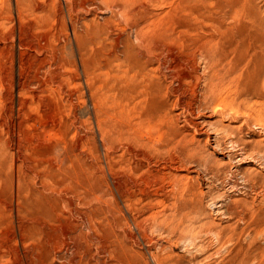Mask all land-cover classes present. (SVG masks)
<instances>
[{
    "label": "rangeland",
    "instance_id": "rangeland-1",
    "mask_svg": "<svg viewBox=\"0 0 264 264\" xmlns=\"http://www.w3.org/2000/svg\"><path fill=\"white\" fill-rule=\"evenodd\" d=\"M263 22L264 0H0V264H264V161L230 140L264 130L211 91L242 105L252 51L219 38Z\"/></svg>",
    "mask_w": 264,
    "mask_h": 264
},
{
    "label": "bare ground",
    "instance_id": "bare-ground-1",
    "mask_svg": "<svg viewBox=\"0 0 264 264\" xmlns=\"http://www.w3.org/2000/svg\"><path fill=\"white\" fill-rule=\"evenodd\" d=\"M243 3V2H242ZM81 4V3H80ZM245 8V7H244ZM239 10V8H238ZM199 11V10H198ZM201 11V10H200ZM240 11V10H239ZM245 11V10H244ZM244 13V12H243ZM251 13V12H250ZM219 14V13H218ZM226 14V13H225ZM246 14V12L244 13ZM249 14V12H248ZM217 16V15H216ZM215 16V17H216ZM245 16V15H244ZM243 16V17H244ZM251 16V15H250ZM255 16V15H254ZM253 16V17H254ZM203 17V16H202ZM229 17V16H228ZM246 17V16H245ZM238 18V17H237ZM247 18V17H246ZM248 19V18H247ZM251 19V17H250ZM254 19V18H252ZM259 19V18H258ZM213 20V19H212ZM218 20V19H217ZM216 20V21H217ZM223 20V19H221ZM220 20V21H221ZM249 20V19H248ZM261 20V19H259ZM215 21V20H213ZM251 21V20H250ZM249 21V23H250ZM254 22V20H253ZM215 23V22H214ZM218 23V22H217ZM223 23V22H222ZM216 24V23H215ZM219 24V23H218ZM243 24V23H242ZM246 24V23H245ZM254 24H252V26H247V27H243L238 33H235L231 36H225L226 34H223L225 37L222 36V26L219 24L217 25V28L221 31V37H223L222 39L219 38V42L221 41V43H225L227 44V49L230 48L231 46L233 47V50L235 51L234 53H236V62H239L243 55L244 52L246 51L245 49L251 50V55L249 53V57L251 58L250 61V67L249 64L247 63V60L244 64H248L249 67V72L247 73V81L244 83V87H243V91L240 95H242V105H241V101L240 105L238 103V105L236 106L234 103H232L229 100H226L227 98H225L223 95H229L228 93V88L227 86L223 87V80L221 82V80H219L220 78L215 77L217 79V81L219 80V82H216L215 87L213 86V88L211 87V91H213V93L215 95H217V102L215 103V110H222V113L224 112L223 110L228 109L229 112H233V113H238L241 114L242 116H244V120L246 122L247 125H257L258 127L262 128L264 130V22L263 23H259L258 24V28L256 26V30L254 28ZM227 27V26H226ZM196 28V27H195ZM212 28V27H211ZM216 28V30H217ZM239 28V27H238ZM214 29V27H213ZM225 29V28H223ZM218 30V31H219ZM227 30V29H226ZM225 30V31H226ZM229 30V29H228ZM227 30V31H228ZM237 30V29H236ZM234 31V30H233ZM215 32V31H214ZM220 32V31H219ZM229 33V32H228ZM220 34V33H218ZM215 37V36H214ZM244 37H249V39L251 40L250 42H248L249 44L246 46L244 45ZM209 40V39H208ZM218 40V39H217ZM248 40V39H247ZM216 41V40H215ZM247 42V41H246ZM203 43V42H202ZM205 43V42H204ZM218 44V43H217ZM203 46V45H202ZM201 46V47H202ZM200 47V48H201ZM127 49V48H126ZM201 49H204V47H202ZM199 49V50H201ZM207 49V48H206ZM222 49V48H221ZM231 49V48H230ZM232 50V52H233ZM198 51V50H197ZM217 50H215L216 52ZM230 51V50H229ZM228 50H222V52H217L216 55H214V57L211 55V58H213V60H215L217 63H222V61H224L227 57V52H229ZM246 51V55L248 54ZM200 52V51H199ZM214 52V53H215ZM231 52V51H230ZM206 54V53H205ZM208 56V55H207ZM232 56V55H231ZM230 57V55H229ZM235 57V56H232ZM247 57V56H246ZM246 59V58H245ZM205 60V59H204ZM231 60H234L231 58ZM230 61V60H229ZM226 63V62H225ZM240 64V63H239ZM207 65V64H206ZM238 65V64H237ZM236 65V66H237ZM222 66V65H221ZM247 66V65H246ZM245 66V67H246ZM223 67V66H222ZM234 68H236L234 65L232 66ZM212 68V67H211ZM241 69V68H240ZM235 70V69H234ZM237 70V69H236ZM239 70V68H238ZM247 70V68H245V71ZM232 71V70H231ZM248 71V70H247ZM218 72V71H217ZM216 72V73H217ZM233 72V71H232ZM151 73V72H150ZM149 73V74H150ZM234 73V72H233ZM229 74V72L227 73V75ZM246 74V73H245ZM130 76V75H129ZM208 76V75H207ZM229 76V75H228ZM233 76V75H232ZM236 82V81H235ZM211 83V82H210ZM205 85V84H204ZM214 85V84H213ZM236 85V84H235ZM243 85V84H242ZM208 89V88H207ZM239 89V87H238ZM241 89V88H240ZM238 92V91H237ZM240 93V92H239ZM214 95V97H215ZM240 97V96H239ZM213 98V97H212ZM241 98V97H240ZM235 101V100H234ZM234 104V105H233ZM214 110V111H215ZM228 113V112H227ZM235 115V114H234ZM209 123V122H208ZM212 123V122H211ZM210 123V124H211ZM233 123V122H232ZM220 124V123H219ZM227 124V123H226ZM221 125V129H223L225 132H230V133H234V127L231 125ZM244 125V124H243ZM220 126V125H219ZM241 126V125H240ZM245 127V126H244ZM250 127V126H249ZM238 129V126H237ZM221 130V131H223ZM229 134V133H228ZM232 137H230V140H232V143L241 145L243 149V151H245V155L248 154L250 156H253L254 154H258L261 159L264 161V145L262 144V138L255 141V142H251V141H245V139H243L242 137H240L239 135L236 136L234 134V138L231 139ZM254 139V138H253ZM218 145V144H217ZM237 145V146H238ZM240 150V149H239ZM242 151V154L244 153ZM239 152V151H238ZM240 153V152H239ZM242 155H240L241 157ZM244 156V155H243ZM247 156V155H246ZM254 157V156H253ZM250 158V157H249ZM256 159V158H255ZM260 160V159H259ZM241 201V200H240ZM244 202V201H243ZM246 202V201H245ZM248 203V202H247ZM249 205V204H248ZM251 206V205H249ZM261 220V219H260ZM264 220V219H263Z\"/></svg>",
    "mask_w": 264,
    "mask_h": 264
}]
</instances>
